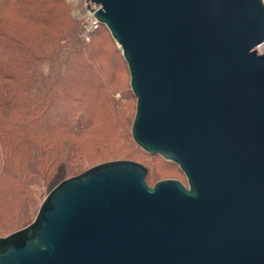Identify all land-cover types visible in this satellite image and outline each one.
<instances>
[{"label": "water", "instance_id": "1", "mask_svg": "<svg viewBox=\"0 0 264 264\" xmlns=\"http://www.w3.org/2000/svg\"><path fill=\"white\" fill-rule=\"evenodd\" d=\"M126 63L133 141L186 184L103 161L0 237V264H264V3L85 0Z\"/></svg>", "mask_w": 264, "mask_h": 264}, {"label": "trees", "instance_id": "2", "mask_svg": "<svg viewBox=\"0 0 264 264\" xmlns=\"http://www.w3.org/2000/svg\"><path fill=\"white\" fill-rule=\"evenodd\" d=\"M68 22L59 0H0V186L15 194L36 180L57 183L79 167L78 160L72 162L75 139L94 112L73 108L70 88H61L57 72L49 73V81L39 80L41 62L60 69L70 54L78 59L79 44H89L82 43L78 27L71 25L65 34ZM94 82L102 88V79Z\"/></svg>", "mask_w": 264, "mask_h": 264}, {"label": "rangeland", "instance_id": "3", "mask_svg": "<svg viewBox=\"0 0 264 264\" xmlns=\"http://www.w3.org/2000/svg\"><path fill=\"white\" fill-rule=\"evenodd\" d=\"M261 1L264 3V0ZM59 4L65 9L70 21L63 28L65 34L70 35L68 33L71 32L69 29L71 25L73 30L78 27L82 43L89 44H79L77 49L81 52L78 59L70 54L67 63L61 64L60 69L56 67L58 63L50 68L45 61L41 62L39 66L42 69V77L39 80L49 81V73L57 72L58 76L54 78H57L59 85H62L61 88L72 90L68 93H71L73 108L79 110L83 107L94 112L88 127L75 139L78 153L72 162L78 160L79 167L74 172L79 173L103 161L127 159L137 161L146 167L145 181L149 186L158 180L170 177L185 185V175L175 163L159 155L146 153L131 138L129 132L135 111V98L129 91L126 63L107 29L101 24L90 33L89 40L84 41L81 37L85 20L83 0H59ZM59 26L55 24V27ZM59 29H62V25ZM66 41H68L67 37L65 40H60L59 45L66 44ZM70 50L68 49L66 54ZM101 79L103 86L97 88L94 81ZM63 80L69 81L68 84ZM58 106L62 111L63 106ZM57 183L46 185L42 180H36L27 185L24 193L17 192V194L6 186H0V237L32 221L43 197Z\"/></svg>", "mask_w": 264, "mask_h": 264}, {"label": "built area", "instance_id": "4", "mask_svg": "<svg viewBox=\"0 0 264 264\" xmlns=\"http://www.w3.org/2000/svg\"><path fill=\"white\" fill-rule=\"evenodd\" d=\"M83 9H84V27L81 32V37L84 41L89 40L90 33L94 31L98 26H101V23L93 16V10L89 9L87 2L83 0Z\"/></svg>", "mask_w": 264, "mask_h": 264}]
</instances>
